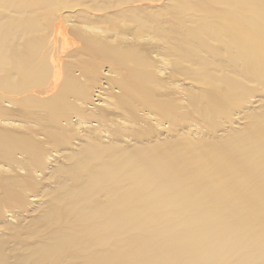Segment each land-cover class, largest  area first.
<instances>
[{
    "label": "bare ground",
    "instance_id": "6f19581e",
    "mask_svg": "<svg viewBox=\"0 0 264 264\" xmlns=\"http://www.w3.org/2000/svg\"><path fill=\"white\" fill-rule=\"evenodd\" d=\"M0 264H264V0H0Z\"/></svg>",
    "mask_w": 264,
    "mask_h": 264
}]
</instances>
